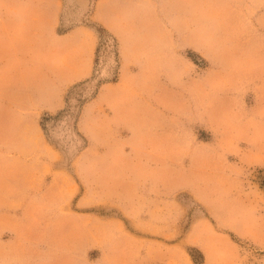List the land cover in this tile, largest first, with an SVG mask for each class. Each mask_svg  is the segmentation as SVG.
Here are the masks:
<instances>
[{"label":"rangeland","instance_id":"rangeland-1","mask_svg":"<svg viewBox=\"0 0 264 264\" xmlns=\"http://www.w3.org/2000/svg\"><path fill=\"white\" fill-rule=\"evenodd\" d=\"M0 264H264V0H0Z\"/></svg>","mask_w":264,"mask_h":264}]
</instances>
